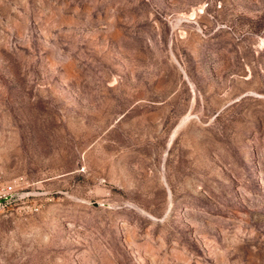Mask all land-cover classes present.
<instances>
[{
	"label": "rangeland",
	"instance_id": "rangeland-1",
	"mask_svg": "<svg viewBox=\"0 0 264 264\" xmlns=\"http://www.w3.org/2000/svg\"><path fill=\"white\" fill-rule=\"evenodd\" d=\"M0 264H264V0H0Z\"/></svg>",
	"mask_w": 264,
	"mask_h": 264
},
{
	"label": "built area",
	"instance_id": "built-area-1",
	"mask_svg": "<svg viewBox=\"0 0 264 264\" xmlns=\"http://www.w3.org/2000/svg\"><path fill=\"white\" fill-rule=\"evenodd\" d=\"M13 193V186L10 184H5L3 186H0V199L3 197H6Z\"/></svg>",
	"mask_w": 264,
	"mask_h": 264
}]
</instances>
